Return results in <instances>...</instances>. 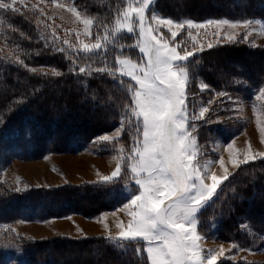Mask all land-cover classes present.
<instances>
[{"label": "trees", "instance_id": "obj_1", "mask_svg": "<svg viewBox=\"0 0 264 264\" xmlns=\"http://www.w3.org/2000/svg\"><path fill=\"white\" fill-rule=\"evenodd\" d=\"M71 1L94 17L95 35L109 34L101 49L88 53L67 49L53 37L48 19L34 8L0 9V42L4 45L0 49V170L13 159L78 152L120 124L124 125L123 134L115 143L124 149L132 150L142 135L131 111L135 85L118 74L116 61L123 55L140 60L137 37L113 33L117 19L132 0ZM154 8L178 21L264 19V0H157ZM37 66L49 70L32 69ZM80 68L85 71L81 73ZM186 68L189 128L210 155L213 139L228 141L232 137L230 128L236 121L228 97L248 99L263 85L264 48L237 38L194 54ZM204 85L207 88L202 90ZM201 105L209 108L208 113L195 120ZM115 149L102 146L99 151L108 155ZM127 184L121 177L23 190L0 183V223L75 213L99 217L126 202ZM198 222V232L205 238L251 248L264 246V155L242 163L224 180L199 212ZM17 244L20 264H150L142 242H117L107 235L62 234L21 239ZM3 249L0 247V264H6L7 252H16ZM217 264L246 262L220 259Z\"/></svg>", "mask_w": 264, "mask_h": 264}, {"label": "rangeland", "instance_id": "obj_2", "mask_svg": "<svg viewBox=\"0 0 264 264\" xmlns=\"http://www.w3.org/2000/svg\"><path fill=\"white\" fill-rule=\"evenodd\" d=\"M156 1L150 0L149 7L145 11L146 21L153 27H158L159 33L154 32L153 34L157 35L158 38L162 34L170 47H177L180 55H186L188 52L196 54L208 48L209 44L213 46L237 38L246 40L252 47L264 48V19L211 17L203 20L183 19L178 21L158 14L154 8ZM2 2L10 3L11 0H2ZM140 5L141 0H132L129 2L114 25V35L120 33L134 34L137 37V41H141L142 43L139 34V21L135 14H132L133 32L129 33L124 29H120L117 23L118 21L121 24L124 23V13L130 8H137ZM14 7L17 9L34 8L38 10L48 19L51 33L55 40L60 42L61 45L66 46L69 50L87 53L95 52L99 49L88 51L84 49V45H88L91 48V45L99 41L103 47L109 40V34L107 32L102 36L95 35L94 17L82 11L71 0H54L51 2L45 0H23L22 3L21 0H16ZM153 16H156L158 19H171L174 23H183L186 21L206 23L209 20H227L228 23L221 24L219 28L216 25H207L205 28H189L185 24L183 29L173 27L169 30L164 25H157ZM85 20L92 21V24L87 26V32L85 30ZM233 24L236 26L232 27ZM172 31L178 32L175 38L171 35ZM229 36L234 39H228ZM137 48L140 60H135L125 55L117 57L116 60L118 74L123 78L131 80L135 88L138 87L135 81L126 75L120 74L118 71L120 67L118 59L128 58L136 64H143L146 56L139 51L138 46ZM0 49H4V45L1 42ZM186 62L187 60L177 63L176 68L184 69L188 75ZM32 69L49 70V68L44 66H37ZM262 88H264V83L248 99L232 98L233 101L238 102L232 103L230 101V107L233 110V116L236 121V124L230 128L232 137L228 141L219 137L213 139L210 146V152H212L209 153L210 155L202 150L196 134L189 128L190 117L187 106V93H185L186 127L190 138L196 141L194 145V150L197 152L195 160L198 163L200 173L206 184H211L212 175L229 177L242 164L239 162L244 161L247 154L251 153L256 158L264 155V99L257 100L255 98L259 95L260 89ZM203 108L208 107L201 105L197 114L194 116L195 120H201L207 115L208 111L201 117L200 113ZM123 130L124 125L120 124L114 130L96 137L91 145L75 153L51 152L39 159H13L0 170V183H8L17 190L27 189L31 186H58L67 183L78 184L84 181H114L120 177L128 183L125 187V192L128 196L126 202L113 210L103 212L99 217L88 218L75 213L64 217H53L47 220L20 219L12 223H0V247H3L4 251L9 248L16 251L15 255L7 252L6 264H20L18 255H20L21 250L18 248L17 243L21 239L39 240L63 234L73 237L107 235L117 242L128 241L118 238L119 233L127 228L132 219L129 212L135 210L134 207L129 209L125 205L130 203L131 197L138 194L140 189L139 185L135 183L133 179L134 174L131 171V165L134 162L132 159L134 147L128 151L115 143V140H118L122 136ZM117 132H119L118 136L116 135ZM105 135L112 137V139L109 141L99 139ZM102 146L115 147V153L110 152L108 155L101 154L99 150ZM221 160L223 163L220 162ZM118 166L121 169L120 175L109 180H104V177H112V173ZM126 168L128 171L124 175L123 172ZM133 186L136 187V192H133ZM214 195L203 207H199L194 214L196 234L200 237L197 243L202 250L201 255L204 257V264H207L208 255L218 254L221 252V249H223V253L217 256V261L220 259H228L233 262L245 261L252 264H264V246L260 248L245 247L217 238L208 239L199 234V212L212 200ZM140 242L143 243L145 249V243L143 241ZM234 245L238 246V251Z\"/></svg>", "mask_w": 264, "mask_h": 264}, {"label": "snow or ice", "instance_id": "obj_3", "mask_svg": "<svg viewBox=\"0 0 264 264\" xmlns=\"http://www.w3.org/2000/svg\"><path fill=\"white\" fill-rule=\"evenodd\" d=\"M15 3L16 0H11L10 3L0 0V9L19 11L14 7ZM149 4L150 0H141L139 7L130 8L124 13V23L117 22L120 29L131 33L134 31L132 14H135L142 40V43L137 41V46L146 56L143 64H136L128 58L118 59L120 74L130 77L138 86L132 89L134 107L131 111L142 127V135L137 138L133 149L134 162L131 165L133 179L140 190L125 205L126 208L134 207L135 210L129 212L132 219L118 238L132 242L143 241L150 264H204L202 250L197 243L200 237L196 234L194 214L217 192L227 177L212 175L210 185L202 178L195 160L196 141L190 138L186 127L185 93L188 75L184 69L176 68L177 63L188 60L195 53L180 55L177 47H170L162 34L159 38L153 34L159 33V28L146 21L145 11ZM153 19L157 25H164L169 30L173 27L183 29L185 24L189 28H205L207 25L219 28L221 24L228 23L227 20L174 23L171 19H158L156 16ZM84 23L87 32V26L92 21L85 20ZM171 35L175 38L178 32L172 31ZM228 39L234 38L229 36ZM101 47L99 41L91 45V48L84 45V49L88 51ZM84 71V68H80L81 73ZM206 88L207 85H204L202 90ZM255 98L264 99V88L260 89ZM228 99L232 103H238L231 97ZM207 111L208 108H203L201 117ZM99 139L109 141L112 137L105 135ZM255 158L249 153L239 163ZM220 162L223 163L222 160ZM120 172L118 166L112 177H104V180L117 177ZM234 247L239 250L238 246ZM137 252L139 253V249ZM222 253L223 249L218 254L208 255L207 264H217V256Z\"/></svg>", "mask_w": 264, "mask_h": 264}]
</instances>
